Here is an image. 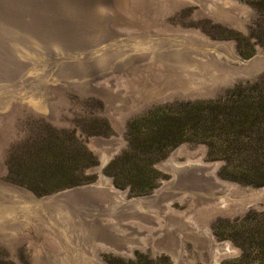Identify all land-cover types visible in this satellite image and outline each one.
Listing matches in <instances>:
<instances>
[{"label": "rangeland", "instance_id": "1", "mask_svg": "<svg viewBox=\"0 0 264 264\" xmlns=\"http://www.w3.org/2000/svg\"><path fill=\"white\" fill-rule=\"evenodd\" d=\"M108 1L119 24L123 22L117 31L138 35L143 43L155 39L157 53L152 64L130 60L135 64L119 67L121 77L104 83L93 82L90 73L68 75L57 67L46 76L47 64L63 62L80 45L64 49L58 35L43 24H48L45 17L76 15L80 0H0V58L21 67L16 76L0 77V182L43 198L103 178L128 198L143 197L172 178L160 164L180 149L177 164L198 162L232 191L215 196L216 206L210 208L190 194L182 202L173 197L169 203L180 218L176 222L206 230L217 244L228 245L217 264H264V207L243 205L238 196L264 187V62L257 69L241 68L219 53L225 65L220 67L208 62L201 44H229L242 60L264 59V0H203L202 5L192 0ZM177 50L186 57L176 59ZM194 57L204 60L196 64ZM35 82H42L40 89ZM77 82L83 86L70 87ZM93 85L104 93L90 89ZM28 98L37 101L29 103ZM49 104L55 119L47 117ZM111 141L114 147L104 144ZM102 147L111 152L100 167ZM15 226L0 232V264H41V255L56 262L30 223ZM185 249L184 264H210L206 249L193 250L191 242ZM98 254L107 264H172L170 255L150 240L132 255L106 248Z\"/></svg>", "mask_w": 264, "mask_h": 264}, {"label": "bare ground", "instance_id": "2", "mask_svg": "<svg viewBox=\"0 0 264 264\" xmlns=\"http://www.w3.org/2000/svg\"><path fill=\"white\" fill-rule=\"evenodd\" d=\"M192 1L198 3V5H202L203 0ZM207 2L209 3V1ZM112 8V3L108 0H80V2L78 3L79 10L77 11L76 15L68 13L67 15L56 14L51 18L45 17V19H47L45 21H47L48 24H43L48 27V30H50V32H54L56 35H58L57 37L64 44V49L66 45H80L81 47H79L80 51L78 50V52L73 49L74 53L72 52L73 54L71 53L72 55L70 57L68 56L69 58H64L65 60L63 62L54 64L55 62L52 60L51 62H54L53 64H47L45 67V69L47 70L46 76L51 75L54 68L57 67V69L59 68L64 73L67 72L68 75L75 72L90 73L91 75H93V82L96 80L104 82L112 76L118 75V77H121L119 67L122 66V69L127 65L129 67V65L133 63L130 60H134L135 62H152L153 55H156L157 53V45L155 42L156 40L150 39L148 41L146 40V43H143L141 37H139L138 35L131 33L124 34L120 32L122 30L121 28L120 31H117V29L119 28L116 29L115 27H121L120 24H122L123 22L119 24V20L117 18L118 16L116 17L113 15L111 10ZM98 34L100 35L97 36ZM39 36L41 37V35ZM174 41L176 40L174 39ZM178 42H181L180 38ZM189 42L190 41H188V43ZM201 44L205 49L204 51H206V53L209 55V58H206L208 62L219 65L220 67L225 65H223L219 61V53H226L224 55H226L227 59L234 61L241 68L253 67L252 69H255L254 67H256L257 69L258 66H260L264 62V59L258 57H253L249 60H242L236 57V55L233 54L229 44L227 45L209 42L204 43L203 41L201 42ZM75 47L76 46H74V48ZM172 47L169 48L172 49ZM196 47L198 48V45H196ZM42 48L44 49L45 47ZM138 48H140L141 50H135ZM164 48H167V44ZM157 49L159 48L157 47ZM170 49L167 50L170 51ZM186 49L188 50V48ZM37 50L40 51L38 48ZM50 50H52L51 47L49 51ZM83 50L85 52H83ZM189 50H192V48ZM49 51L48 53H50ZM45 52L47 51L45 50ZM181 52H183V50ZM54 53H56V51ZM191 53L193 54V50ZM183 54H185V52L182 54L178 50L174 52V56L176 55V59L179 60L183 59L186 55ZM192 54L190 57H192ZM202 54V56H204L205 58V54ZM158 55L161 56V54L159 53ZM164 55L165 57H167L168 54L164 53ZM193 55L198 58L201 57L199 56V51L198 53H194ZM56 57H58V54ZM195 57L192 58L194 63L198 64V62H201L198 61V59H196ZM37 58L39 59L41 57L37 56ZM161 58V61L167 63L168 59H165L164 57L162 59ZM170 58H172V56ZM176 59L173 58L172 61L174 62V60ZM6 60L7 59L5 58H0V77L4 75H6L7 77L13 74L16 76L15 71L17 70V68H19L18 65L9 62L10 59L8 61ZM192 60L190 61L192 62ZM16 62L20 61L16 60ZM18 64L20 65V63ZM183 65L186 66L185 64ZM178 67L180 68V66ZM19 69L21 70V67ZM18 72L19 70L17 71V73ZM114 82L116 84V81ZM40 83L42 84V82ZM35 84L38 85L39 83L35 82ZM41 84L36 87L39 88ZM70 85V87L72 88H81L83 86H81L80 82ZM24 86L27 87V85ZM108 87L110 88L109 84ZM113 87L115 88L116 86L114 85ZM90 89H94L100 94L104 93V88L97 90L94 85ZM28 93L29 92H27V95ZM32 95L33 97L31 95L30 97L34 98L33 93ZM36 101V99L30 100L29 103H35ZM47 107V117H52L55 119L53 107L50 104ZM112 142L113 141L104 142V144L111 145V148L116 145L114 142ZM110 148H101L100 167L109 159L111 152ZM180 154V149H176L169 158H167L160 164L164 171L172 175V178L169 181L164 182L163 186L157 189L154 194L143 197L128 198L126 197V194L124 192L114 189L109 184V182L103 178H100L93 184L68 189L66 191L58 192L50 196H45L43 198H35L23 189L0 182V232H3L5 229L7 230L9 228L12 230H16L17 227L15 225H19L22 227L23 223H30L31 226L34 227V229L38 233H40L42 238L45 240L44 245L47 247V249H52L51 251L55 254L54 258L56 259V262L49 261V259L45 257V255L43 257V255L40 254V261L38 262L41 264H107L103 261L102 258H100L98 254L99 248H106V250H111L114 253L126 256L132 255V252L136 247L143 248L145 245V241L148 240H150L152 244L154 243L156 248H158L159 250L168 253L171 257L172 264H184V255L186 254L185 247L187 242H191L193 250L206 249L210 254V264H217V260L220 258V256L225 252L227 253L228 245L217 244L206 230L199 232L196 231L197 229H190L189 227H187V224H182V221L176 222V220H180V218H178L177 213H175L174 210L171 209L169 201L174 200L175 198L172 199L173 197H177V201L182 202L185 196H188L190 194L198 200L200 199L202 200V202L204 201L203 203L209 204V206H207L210 208V206H216L215 203L217 199L215 198V196L226 195V189L228 190V192H230L232 191V188L231 186L229 187L227 185L219 183L212 176V174H210L211 172L207 171L206 168L200 166L198 162H195V165L192 161H187L184 164H177V162L175 161V157L179 156ZM207 168L212 169L210 166H208ZM199 187H202V189ZM192 190L201 191L202 193H204L205 197H202L204 195H200V193L198 194L196 191L193 192ZM221 203H223V200H221ZM17 219L19 220L17 222L18 224H10V222H13ZM194 228L196 227L194 226ZM138 244L139 246H137Z\"/></svg>", "mask_w": 264, "mask_h": 264}, {"label": "water", "instance_id": "3", "mask_svg": "<svg viewBox=\"0 0 264 264\" xmlns=\"http://www.w3.org/2000/svg\"><path fill=\"white\" fill-rule=\"evenodd\" d=\"M212 169L215 167V164L210 166ZM240 200L247 204L262 205L264 207V187L258 189H250L239 195Z\"/></svg>", "mask_w": 264, "mask_h": 264}]
</instances>
